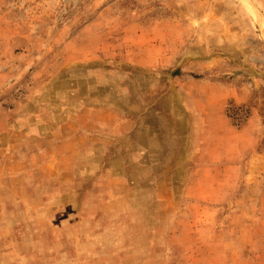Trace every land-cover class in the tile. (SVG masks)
I'll return each instance as SVG.
<instances>
[{"label":"rangeland","instance_id":"obj_1","mask_svg":"<svg viewBox=\"0 0 264 264\" xmlns=\"http://www.w3.org/2000/svg\"><path fill=\"white\" fill-rule=\"evenodd\" d=\"M0 264H264V0H0Z\"/></svg>","mask_w":264,"mask_h":264}]
</instances>
